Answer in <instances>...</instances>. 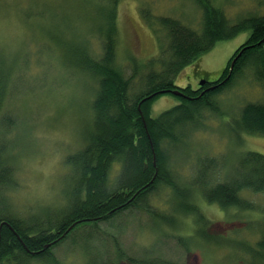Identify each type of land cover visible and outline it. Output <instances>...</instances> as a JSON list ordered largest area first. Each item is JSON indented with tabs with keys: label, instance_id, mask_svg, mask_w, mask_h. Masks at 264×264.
<instances>
[{
	"label": "rangeland",
	"instance_id": "rangeland-1",
	"mask_svg": "<svg viewBox=\"0 0 264 264\" xmlns=\"http://www.w3.org/2000/svg\"><path fill=\"white\" fill-rule=\"evenodd\" d=\"M210 1L231 23L264 14V0ZM197 4L196 0H117L115 65L127 77L134 73L132 93L141 88L138 75L146 71L145 62L163 53L168 44L164 30L142 11L148 8L154 17H172L200 30L202 13ZM104 8H109V0H0V76L9 75L0 101V121L4 117L5 124L0 123V138L13 167V182L4 198L22 219L38 215L42 220L45 211L57 212L65 202L69 177L65 158L86 145L97 90L94 76L71 64L65 52L85 44L88 55L100 53L98 13ZM248 34L242 30L216 41L175 73L173 84L196 88L202 77L216 80ZM252 67L245 65L212 96L215 110L202 107L194 114V124H183L161 146L173 180L188 190L190 202L209 220L207 230L215 239L196 236L195 214L176 213V198L161 183L147 195L150 212L130 208L109 220L77 226L51 248L52 263L43 258L28 264H153L151 260L189 264L193 257L199 264H249L248 249L264 234V189L241 191L251 209L222 208L208 202L198 185L233 177L247 151L264 154V134L234 126L244 104H264V80ZM175 95H157L149 106L150 116L179 104ZM119 167L118 162L112 164L110 182L117 178Z\"/></svg>",
	"mask_w": 264,
	"mask_h": 264
},
{
	"label": "trees",
	"instance_id": "trees-1",
	"mask_svg": "<svg viewBox=\"0 0 264 264\" xmlns=\"http://www.w3.org/2000/svg\"><path fill=\"white\" fill-rule=\"evenodd\" d=\"M196 2L202 13L200 30L172 17H154L148 8L142 11L148 21H156L164 30L168 44L163 53L145 62L146 71L138 75L141 88L134 93L131 92L134 73L127 77L115 65L117 0H109V8L98 13L102 19L98 28L100 53L88 55L85 44L84 48L80 45L65 52L71 64L94 76L97 90L92 100L93 115L86 145L65 158L69 177L64 190L65 202L57 212L45 211L42 220L38 215L25 220L13 214L4 198V192L13 182V167L7 161V148L0 138V264H28L31 260L44 259L45 263H52L51 248L77 226L109 220L130 208L144 207L150 212L147 195L161 183L171 188L176 198V213L195 214L196 236L208 241L216 238L208 233V219L190 202L188 190L173 180L166 165L168 157L161 146L175 137V130L183 124H194V114L202 107L215 110L212 96L227 86L245 65H253L255 74L264 80V14L248 15L231 23L210 0ZM242 30L249 31L248 38L211 86L197 89L173 84L174 74L182 67L216 41L230 38ZM8 77L7 73L0 76V101H3L9 85ZM167 89L182 92V95H175L180 103L151 117V101L160 93L171 94L170 91L159 92ZM153 93L156 94L151 96ZM0 123L3 127L4 117ZM234 126L246 132L264 134V104H244ZM114 162L120 164L119 173L110 182L109 171ZM239 167L240 170L230 179L195 185L208 202L217 203L222 208L251 209V203L240 193L243 189H264V154L252 150L245 152L239 160ZM159 217L173 223V219L165 215ZM248 250L252 253L249 264H264V234ZM151 261L153 264H167Z\"/></svg>",
	"mask_w": 264,
	"mask_h": 264
},
{
	"label": "water",
	"instance_id": "water-1",
	"mask_svg": "<svg viewBox=\"0 0 264 264\" xmlns=\"http://www.w3.org/2000/svg\"><path fill=\"white\" fill-rule=\"evenodd\" d=\"M233 60H234V58L231 60L230 69L232 68ZM203 82H204V80L201 79V80L199 81V84H203ZM163 91H170V92H172L173 94H176V95H182V92H181L179 89H167V90H161V91H159V92H163ZM156 93H158V92H156ZM156 93L151 94V96L154 95V94H156ZM146 98H147V97H146Z\"/></svg>",
	"mask_w": 264,
	"mask_h": 264
},
{
	"label": "flooded vegetation",
	"instance_id": "flooded-vegetation-1",
	"mask_svg": "<svg viewBox=\"0 0 264 264\" xmlns=\"http://www.w3.org/2000/svg\"><path fill=\"white\" fill-rule=\"evenodd\" d=\"M201 79L204 80V82H203V84H199L198 83V86L197 87H200V88L203 87L204 89L207 88L208 86H211L215 81L218 80V78L216 80H210L209 78H203V77ZM197 89H199V88H197Z\"/></svg>",
	"mask_w": 264,
	"mask_h": 264
},
{
	"label": "snow or ice",
	"instance_id": "snow-or-ice-1",
	"mask_svg": "<svg viewBox=\"0 0 264 264\" xmlns=\"http://www.w3.org/2000/svg\"><path fill=\"white\" fill-rule=\"evenodd\" d=\"M189 264H199V259L196 257H193L190 261Z\"/></svg>",
	"mask_w": 264,
	"mask_h": 264
}]
</instances>
